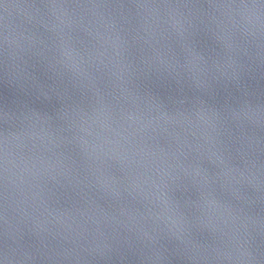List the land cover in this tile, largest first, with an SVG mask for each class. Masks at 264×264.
I'll return each instance as SVG.
<instances>
[{
  "label": "clouds",
  "instance_id": "1",
  "mask_svg": "<svg viewBox=\"0 0 264 264\" xmlns=\"http://www.w3.org/2000/svg\"><path fill=\"white\" fill-rule=\"evenodd\" d=\"M131 8L136 10L139 39L152 44L153 40L160 43L161 40L167 41L175 35L181 48L187 50L190 56L183 63L174 54L168 59L152 44L153 58H141V63L135 64L123 56V51H118L117 56L120 59L117 66L115 69L110 68L104 59L107 53L105 45L111 39L120 42L122 48L126 44L117 31L118 20L110 9H118L120 18L128 19L126 10ZM42 9L46 11L42 13ZM76 10H80V14ZM0 12V71L4 77L21 92L31 90L37 97L46 100L56 97L62 101L61 107L54 114L41 113L26 103L17 104L15 108L7 110L0 107V226L3 228L4 237L11 241L6 248L0 249V264H37L39 249L23 243L25 233L22 224H26L31 218L38 228L42 229L43 226L26 206L28 196L22 185L27 183L25 175L30 172V168L22 150L25 139L35 138L37 135L51 136L53 133L43 126L40 133L32 131L34 120L47 124L54 119H66L71 113L78 119L72 120L69 128L91 135V127L101 112H106L109 118L113 113L119 112L121 119L131 121L140 118L136 113L144 115L143 110L146 109L148 124L158 125L159 130L167 132L169 136H178L175 127H180L186 135L191 133L193 136L196 135L194 129L200 130L205 139L216 140L227 134L230 139L240 144L238 151L242 158L248 154V150L260 149L261 137L249 135L245 129L264 128V104L254 105L248 99L249 93L246 89H242L241 97L235 104H228L223 108L215 107L206 97L210 95L214 81L224 80L239 85L242 77L251 72L255 65H264V0H206L204 3L200 0H40L39 3L35 0L31 3L0 0ZM21 13L29 22L36 20L52 34L51 45L45 44L44 49L33 52L32 46L37 42L34 35L23 37L29 41V47L26 48L20 43L14 34L13 19ZM89 14L108 31H101L92 20H89L91 27L86 25L84 21ZM77 28L86 31L96 40L98 46L84 51L77 48L72 35ZM139 30L147 35L139 37ZM202 30L211 33L222 43L225 64L230 71H223L218 61H213L212 66H208L207 58L194 41L195 35ZM110 33H115V36L112 37ZM46 50L54 53L53 59H47L44 54ZM168 50L171 51L170 46ZM29 52L43 62L46 71L51 73L54 86L46 87L41 84L28 70L24 57ZM241 56L247 58L246 62L242 61ZM194 60L202 62L203 67L199 75H192L187 81L191 95L184 94L181 87L180 94L164 100L151 91L141 90L138 84L141 79L156 75L171 77L183 85L186 81L183 73L191 71ZM93 67L95 71L109 70L110 77L115 78L112 86L116 91L102 93L97 86L95 71H89ZM65 73L67 83L58 91L56 79L62 80ZM77 92L81 95L86 92L93 94L95 105L91 111L75 98L74 93ZM128 103L132 105L135 113L125 110V104ZM2 125H7V128ZM184 125L188 127L185 128ZM167 126H174L173 132H169ZM101 127L110 125L102 123ZM233 129L238 131L233 133ZM153 131H156L155 127ZM218 159L221 164L224 163L223 156ZM244 163V169L228 167L223 175L232 173L236 183L247 182L260 191L264 185V181L257 175L261 167L251 159H246ZM156 171L159 180L148 178L156 190L149 202L154 207H159L160 211L155 213V219L162 221L167 227L153 228L149 232L143 228L132 229L131 226H126L135 231L136 236L135 239L124 237L117 240L120 247L138 249L141 259L147 264H163L166 249L160 242V233L164 232L168 237L183 243L186 248H203L206 253L210 250L214 253L213 259L226 261L227 264H264V247L257 244V237L264 238V218L250 216L243 208L233 209L230 205H221L210 193L201 192L198 207L207 218L206 226H210L214 236L218 235L222 241L226 238L227 247L220 249L196 244L187 235L185 221L178 211L179 204L170 194L181 187L180 173L173 175L160 169ZM197 174H200L199 171ZM50 179L59 182L56 174H50ZM204 181L211 183L206 174ZM18 195L20 199H17ZM145 198L148 199V195ZM46 203L44 197L40 196L36 210L44 207L47 211ZM246 203L251 204L253 201L246 199ZM221 207H224L228 216L221 219L219 224L213 223V215ZM9 209L19 214L17 222L13 223L9 219ZM148 211L152 214L153 209L149 208ZM138 244L143 247L138 248ZM114 249L117 248L112 244H104L86 251L105 257ZM145 249H148L147 253ZM189 259L198 261L208 260L209 257L193 254Z\"/></svg>",
  "mask_w": 264,
  "mask_h": 264
},
{
  "label": "water",
  "instance_id": "2",
  "mask_svg": "<svg viewBox=\"0 0 264 264\" xmlns=\"http://www.w3.org/2000/svg\"><path fill=\"white\" fill-rule=\"evenodd\" d=\"M18 2L31 3L33 0ZM35 2L39 3L40 0ZM200 2L204 3L206 0ZM41 11L43 13L46 10ZM110 11L118 20L117 31L126 42L123 48L115 39L109 40L105 45L107 53L104 59L110 68L115 69L117 66L120 59L117 56L118 51H123V56L135 64H140L141 58H153L152 44L168 59L174 54L176 59L183 63L185 58L190 56L187 50L181 48L175 35L167 41L161 40L160 43L153 40L152 44L139 39L137 36L139 22L135 17L134 8L126 10L128 19H121L118 9ZM76 12L80 14V10ZM89 20H92L101 31H108L90 14L84 23L91 27ZM13 26L14 34L26 48L30 46L29 41L23 37L32 35L36 37L37 42L32 46L33 52L44 49L45 44L52 43V34L36 20L29 22L23 13L14 17ZM72 35L76 40V47L82 51L92 50L94 46H98L96 40L82 28H77ZM110 35L114 37L115 33ZM146 35L143 30H139V37ZM194 41L196 47L207 58L209 67L213 61H218L223 71H230L225 64V49L222 43L211 33L202 30L195 35ZM169 46L171 51L168 50ZM44 54L49 60L54 57L51 50H46ZM24 59L27 61L28 70L41 84L46 87L54 86L51 73L46 71L39 57L29 52ZM241 59L245 62L247 60L243 56ZM202 67V62L194 60L191 71L183 73L186 80L183 85L171 77L156 75L141 79L138 84L141 90L151 91L164 100L180 94L181 87L184 94L191 95L187 81L192 75H199ZM89 71H95L94 67ZM95 75L97 86L103 94L116 91L112 86L115 78L110 77L108 69L95 71ZM65 83L66 73L62 80L56 79L57 90L62 89ZM242 89L247 90L248 99L254 105L264 104V65H255L251 72L242 77L239 85L224 80L214 81L211 93L206 99L215 107L223 108L225 105L235 104L241 97ZM74 96L88 111L95 105L91 92L84 95L77 92ZM24 103L41 113L54 114L61 107L62 101L56 97L48 100L37 97L31 90L21 92L10 84L0 71V107L7 110ZM125 110L135 113L130 103L125 104ZM143 112L144 115L136 113L140 118L131 121L121 119L119 112L113 113L111 118L106 112H101L91 127V135L78 133L76 128H69V123L78 119L71 113L66 119H54L47 124L38 120L33 121L32 131L40 133L43 126L53 133L51 136L37 135L35 138L25 139V147L22 150L30 168V172L25 175L27 183L22 185L28 196L26 206L43 226L42 229L38 228L31 218L26 224H22L25 233L23 243L33 249H39L37 264H147L141 259L138 249L120 247L117 240L124 237L135 239V231L129 230L126 226H131L132 229L143 228L149 232L153 228L167 227L162 221L155 219V213L160 211L159 207H154L149 202L156 190L148 178L159 180L157 169L173 175L180 173L181 187L170 194L179 204L178 211L185 221L187 235L196 244L211 245L220 249L227 247L226 238L222 241L218 235L214 236L210 226H206L207 218L198 207L201 192L210 193L221 205H230L233 209L243 208L250 216L264 218V185L257 191L247 182L236 183L232 173L223 175L228 167L244 169L245 160L251 159L261 167L257 175L264 181V128L245 129L249 135L261 137L262 144L260 149L248 150V154L242 158L238 151L240 144L230 139L227 134L216 140L205 139L200 130L194 129L196 135L193 136L191 133L186 135L180 127H175L178 136H169L167 132H161L158 125L148 124L147 110L144 109ZM102 123L110 127L102 128ZM2 127L7 128V125ZM167 127L169 132H173L174 126ZM184 127L187 128L188 125ZM237 131L233 129V133ZM220 156H223V164L218 159ZM50 174H56L59 182L51 180ZM205 174L211 183H205ZM146 195L148 199L145 198ZM40 196L47 202V211L44 207L36 210ZM20 198L18 195L17 199ZM246 199L252 200L253 203H246ZM149 208L153 209L152 214H149ZM8 215L13 223L19 219V214L14 213L12 209H9ZM227 216V211L221 207L213 215L212 222L219 224L221 219H226ZM160 235V242L166 249L163 264H227L226 261L213 259L214 253L210 250L206 253L203 248L199 250L191 246L186 248L183 243L168 237L164 232ZM10 243L11 241L4 237L3 228L0 226V249L6 248ZM104 244H112L117 249L105 257L86 251ZM257 244L264 247V238L257 237ZM137 247L142 248L143 245L138 244ZM144 251L147 253L148 249ZM193 254L207 255L209 259L193 261L189 259Z\"/></svg>",
  "mask_w": 264,
  "mask_h": 264
}]
</instances>
